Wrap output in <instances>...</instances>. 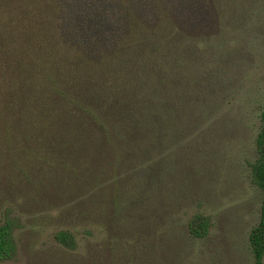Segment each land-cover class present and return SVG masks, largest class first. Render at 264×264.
Returning a JSON list of instances; mask_svg holds the SVG:
<instances>
[{
	"label": "trees",
	"instance_id": "1",
	"mask_svg": "<svg viewBox=\"0 0 264 264\" xmlns=\"http://www.w3.org/2000/svg\"><path fill=\"white\" fill-rule=\"evenodd\" d=\"M63 9V0H0V260L16 250L15 208H38L37 219L44 212L55 220L50 204L68 224L75 217L105 227L109 241L99 252H111L109 264H125L114 255L118 235L126 237L129 264H157L159 252L167 258L178 243L166 218L147 226L140 215L173 214L185 188L162 177L176 145L220 113L222 71L203 41L166 11L153 23L127 17L122 33L93 57L63 38ZM259 118L250 164L261 192L248 236L253 264H264V108ZM185 180L196 184L188 174ZM185 225L190 237L203 238L210 221L197 212ZM54 238L72 247L68 229Z\"/></svg>",
	"mask_w": 264,
	"mask_h": 264
},
{
	"label": "rangeland",
	"instance_id": "2",
	"mask_svg": "<svg viewBox=\"0 0 264 264\" xmlns=\"http://www.w3.org/2000/svg\"><path fill=\"white\" fill-rule=\"evenodd\" d=\"M63 2L61 34L89 56L109 48L132 14L153 23L158 13L166 11L179 28L203 41L210 62L221 69L227 85L221 95L220 113L196 135L187 134L176 145L174 161L166 170L167 176L162 177L170 188H185L173 200V214L155 212L153 217L147 213L140 219L149 226L154 218L156 226L166 218L164 227L178 243L167 258L166 253L159 252L157 264H253L248 236L259 221L261 192L251 179L250 164L255 156L259 113L264 108V0ZM186 174L196 178V184L186 183ZM149 202L154 204L152 199ZM50 207L46 205L47 213L57 216L55 220L44 212L37 219L38 208H15L14 213L21 217L20 227L14 231L16 250L0 264H109V255L113 260L110 251L99 252L109 241L102 224L95 221L85 225L75 217L68 224ZM197 212L210 221L203 238L190 237L185 225ZM125 219L113 223L119 227L116 231L125 226ZM65 229L73 236L72 247L54 238L55 232ZM115 237L117 240L111 239L116 243L114 255L120 263L129 264L127 251L122 249L126 237Z\"/></svg>",
	"mask_w": 264,
	"mask_h": 264
}]
</instances>
